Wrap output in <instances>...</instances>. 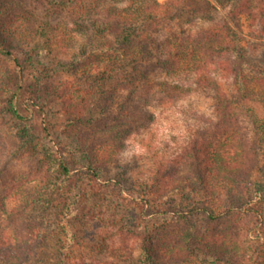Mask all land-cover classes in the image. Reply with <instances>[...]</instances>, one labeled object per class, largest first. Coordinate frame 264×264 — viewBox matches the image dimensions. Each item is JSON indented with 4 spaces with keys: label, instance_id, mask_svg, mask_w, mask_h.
<instances>
[{
    "label": "trees",
    "instance_id": "1",
    "mask_svg": "<svg viewBox=\"0 0 264 264\" xmlns=\"http://www.w3.org/2000/svg\"><path fill=\"white\" fill-rule=\"evenodd\" d=\"M44 2L0 27V264H264V0ZM192 92L212 115L141 170Z\"/></svg>",
    "mask_w": 264,
    "mask_h": 264
},
{
    "label": "rangeland",
    "instance_id": "2",
    "mask_svg": "<svg viewBox=\"0 0 264 264\" xmlns=\"http://www.w3.org/2000/svg\"><path fill=\"white\" fill-rule=\"evenodd\" d=\"M164 1V0H159ZM44 0H0V27L24 29L28 20L34 22L33 13L41 20L45 10ZM32 10V11H31ZM223 10L218 15L222 17ZM58 16L52 20L57 21ZM56 50V49H55ZM55 50L51 53H55ZM58 78V76H57ZM60 78V76H59ZM212 115L211 100L204 94L192 92L185 97L164 107L155 109V118L150 127L143 132L132 135L127 141L125 155L141 164V170L147 168L148 160L157 153L172 155L180 148L185 138L202 125L203 117ZM145 137L143 143L138 140ZM30 160L23 158L13 163L10 173L19 175L29 168Z\"/></svg>",
    "mask_w": 264,
    "mask_h": 264
}]
</instances>
